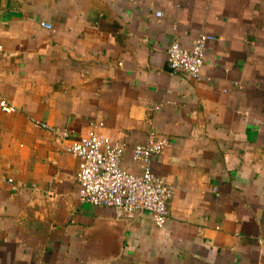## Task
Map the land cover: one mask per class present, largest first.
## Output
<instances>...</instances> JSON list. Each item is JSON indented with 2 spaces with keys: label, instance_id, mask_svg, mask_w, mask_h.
<instances>
[{
  "label": "crops",
  "instance_id": "crops-1",
  "mask_svg": "<svg viewBox=\"0 0 264 264\" xmlns=\"http://www.w3.org/2000/svg\"><path fill=\"white\" fill-rule=\"evenodd\" d=\"M201 34V78L172 73ZM0 99V264H264V0H0ZM157 105L168 224L81 202L70 140L103 121L140 174Z\"/></svg>",
  "mask_w": 264,
  "mask_h": 264
},
{
  "label": "built area",
  "instance_id": "built-area-1",
  "mask_svg": "<svg viewBox=\"0 0 264 264\" xmlns=\"http://www.w3.org/2000/svg\"><path fill=\"white\" fill-rule=\"evenodd\" d=\"M161 16V12H156V17ZM41 26L53 29L49 23L42 22ZM212 39L213 36L201 34L189 48L174 39L167 50L170 71L199 80L207 44ZM162 107L157 105L147 110L151 125L147 141L133 148V158L139 163L140 174L122 167L121 157L125 147L99 131L104 127L103 121H90V129L85 135L70 140L67 151L78 160L76 182L81 202L113 208L127 215L148 214L159 228L168 224V205L174 196V189L155 173L153 167V157L159 156L169 143L152 127V117ZM0 109L5 113L15 112L14 106L4 99H0ZM35 124L64 139L69 137L67 129L60 130L40 121H35Z\"/></svg>",
  "mask_w": 264,
  "mask_h": 264
}]
</instances>
